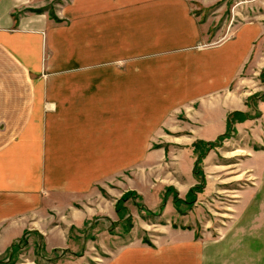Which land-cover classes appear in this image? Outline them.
Wrapping results in <instances>:
<instances>
[{"label":"crops","instance_id":"crops-1","mask_svg":"<svg viewBox=\"0 0 264 264\" xmlns=\"http://www.w3.org/2000/svg\"><path fill=\"white\" fill-rule=\"evenodd\" d=\"M48 1L0 0L2 198L26 190L29 130L38 139L41 130L55 131L48 187L68 192L97 173L137 162L133 134L180 129L184 109L194 119L191 130L206 136L225 130L219 90L236 74L264 66L263 10L259 20L237 25L229 40L199 47L208 26L188 0H63L55 17L16 14ZM37 149L42 153L43 146ZM42 158L35 154L29 165L34 173L42 172Z\"/></svg>","mask_w":264,"mask_h":264},{"label":"rangeland","instance_id":"rangeland-1","mask_svg":"<svg viewBox=\"0 0 264 264\" xmlns=\"http://www.w3.org/2000/svg\"><path fill=\"white\" fill-rule=\"evenodd\" d=\"M62 2L48 1L43 12L55 14ZM188 2L208 26L199 47L229 40L237 25L264 11L258 0ZM27 8L37 7L16 14L32 12ZM263 68L246 69L219 90L225 130L209 136L191 130L194 119L184 109L180 129L133 134L137 162L97 173L68 192L48 187L55 131L41 130L38 139L29 130L26 190L0 197V264H264ZM234 112L239 115L231 117ZM88 136L91 145L97 142ZM196 141L203 143L195 148ZM39 153L42 172L34 173L29 165Z\"/></svg>","mask_w":264,"mask_h":264},{"label":"trees","instance_id":"trees-1","mask_svg":"<svg viewBox=\"0 0 264 264\" xmlns=\"http://www.w3.org/2000/svg\"><path fill=\"white\" fill-rule=\"evenodd\" d=\"M47 9V6H42V7H37V8H27L26 10H28V11H32V12H36V13H41V12H43L44 10H46ZM50 13V15L51 16H53V17H55L54 16V14L51 12V11H49ZM262 82L264 83V68L262 69ZM232 116L231 117H233V116H235V115H239L238 114V112H234V113H232L231 114ZM228 122V121H227ZM229 126V123L227 124V127ZM201 143H203V142H201V141H196L195 142V148H198V146L201 144ZM195 172V171H194ZM0 263H2V262H0Z\"/></svg>","mask_w":264,"mask_h":264}]
</instances>
